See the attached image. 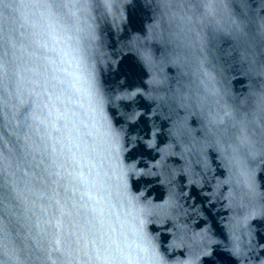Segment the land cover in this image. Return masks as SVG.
<instances>
[{
  "label": "water",
  "instance_id": "1",
  "mask_svg": "<svg viewBox=\"0 0 264 264\" xmlns=\"http://www.w3.org/2000/svg\"><path fill=\"white\" fill-rule=\"evenodd\" d=\"M174 2L186 4L192 0ZM157 3L158 0H114L116 7L110 11L93 9L90 15L79 14L67 22V27L57 26L47 47L39 49L41 55L50 57L41 61L46 66L43 74L29 71L37 67L35 64H21L16 102L31 104L35 118L29 121L31 128L24 129L29 136L26 141L29 155L13 168L22 167L23 171L10 177L21 198L15 202L14 230L6 237L0 227V259L7 244L19 257L9 264H64L58 253L52 254V260L47 258L49 250L57 246L54 241L62 239L61 229L52 226L59 216L54 205L60 201L61 205H67L66 211L72 210V201L67 197L74 194L76 202L97 210L90 216L102 233L118 236L122 246L133 249L151 243L164 258L163 264H261L264 261V195H257L251 201L244 197L242 183L236 182L243 177L230 173L216 150L206 149L207 170L195 163V151L181 155L183 150L179 146L172 148L177 155H168L164 167H154L161 163L157 149L175 145L170 130L177 121L186 118L192 130L191 139L185 138L188 144L201 139L199 109L173 111L140 95L135 99H120L136 89L149 91L147 82L153 73L165 81L155 89V95L170 96L178 87L194 96L203 93V77L199 72L202 56L207 57L206 67L216 72L215 86L222 93L236 101L245 97L258 81L245 74L246 62L240 60L238 49L248 47L257 59L264 60V40L256 30L260 17L264 16V0H224L228 7L218 13L215 23L198 26L205 47L203 52L198 45L191 49L192 55L184 69L186 75L168 63L175 45L152 38L161 35L160 29L151 31L160 12ZM245 3L247 7L242 6ZM185 13L194 18L199 16L192 9L185 8L181 15ZM232 19L242 22L246 37L232 39L224 34L230 32ZM3 27L0 18V28ZM14 27L16 50L27 61L29 53L37 50L38 28L28 11L18 14ZM218 27L224 32L217 31ZM3 44L0 39V48ZM145 50L155 57L152 68L142 60ZM93 76L94 87L90 83ZM35 80L40 83L34 84ZM7 99L6 85L0 78V140L6 125L15 127L11 109L6 107ZM98 99L102 100V115L123 137L121 159L126 164L137 162V171L127 177L129 189L140 197L141 203L151 204H163L171 189L177 201L171 217L162 213L141 217L137 208L128 205L122 195H116L115 185L119 182L113 181L112 188L103 186L101 177L108 165L102 163L107 152L99 124ZM134 110L141 113L135 123L121 114ZM220 115L223 116V111ZM186 159L191 173L182 170ZM41 160L44 164L38 167ZM45 167L49 173L60 175L51 176L43 183ZM249 167L257 192L264 194V157L249 161ZM4 175L0 157V180ZM230 177V183H223ZM162 180L166 183L161 184ZM241 199L245 207H240ZM141 218L143 233L138 231ZM237 244L244 248L246 257L234 254ZM140 264L153 262L142 260Z\"/></svg>",
  "mask_w": 264,
  "mask_h": 264
},
{
  "label": "snow or ice",
  "instance_id": "2",
  "mask_svg": "<svg viewBox=\"0 0 264 264\" xmlns=\"http://www.w3.org/2000/svg\"><path fill=\"white\" fill-rule=\"evenodd\" d=\"M247 7L246 3L242 4ZM116 5L114 0H100L98 3H92L90 0H0V18L3 19L5 27L0 28V39L4 41L3 47L0 48V78L3 79L6 85L8 99L6 100V107L11 109L10 115L14 121L15 127L12 124L6 125L5 134L0 140V157L3 159L4 178L0 180V219L3 220L2 229L7 237L12 230H14V217L16 215L15 208L16 201L20 197V193L15 186V181L10 177L16 176L18 171H23L22 167L13 170L15 165H19L21 160H26L29 155V145L26 143L29 136L24 132L25 128H31L30 120L35 118L32 111L31 104L24 101L17 103V92L19 91V83L22 78L21 64L32 63L37 67L29 69L41 75L42 70L46 68L41 63L42 60H48L50 57L41 55L39 49L47 47L49 37H52L53 32L57 26L67 27V22L72 18H78L79 14H91L93 9L112 10ZM157 7L160 9L158 18L151 26V31L156 32L157 29L162 33V21L165 16L168 17L170 24H176L180 31L174 35L180 44L186 48L192 49L197 45L201 52L204 51L205 41L200 32L195 33L194 37L191 34V25L195 22L196 17L189 16L186 13L178 14L176 9L184 10L192 9L199 13L201 22L213 20L218 13L228 7L224 0H192L190 3H175L174 0H158ZM264 7V5H262ZM28 11L34 26L38 28L40 39L35 41L37 50L29 53V59L18 54L16 50V28L14 27L18 14H23ZM63 22V23H62ZM230 33L235 37H246L244 25L242 22L232 19ZM259 36L264 40V16H261L256 28ZM217 31H221L218 27ZM23 35V33H20ZM161 42L162 34L157 37ZM240 60L248 62L250 68L255 69L254 60L248 47H241L238 49ZM170 59L168 63L180 69L183 74L187 66V57L177 54H169ZM144 64L152 68L156 61L153 54L145 50L142 55ZM207 57L202 56L199 59V72L202 74L201 83L204 84V92L197 93L195 96L191 93L182 91L179 87L171 93L170 96L155 95V89L165 83L160 79L159 75L153 73L151 79L147 82L149 91L143 89H136L120 99H135L137 95L143 96L146 99L159 101L165 104L169 110L176 108L190 111L193 107L199 109L203 130V136L200 140L193 139L192 144L186 142V137L191 139L192 130L188 128L186 118L179 120L174 124L171 135L175 138V145H167L164 149H157L161 153V163L154 167H164L163 161L168 155H177L172 151V148L179 146L183 152H193L197 154L196 164L202 165V170H207L208 164L206 159V149L212 148L219 153L220 159L224 161L223 166L229 170L233 175L243 177V180H237V183H242L245 191L243 196L247 197L249 201L255 199L259 194L256 190L255 184L252 181V173L249 167V161L254 160L257 156L264 157V96L258 100L260 111L262 113L260 120V141L259 147L257 142L249 135L247 125L243 120H237L234 116L233 108L228 103H220L219 97L224 96L219 87H216L217 74L214 70H209L206 67ZM260 75H264V63L259 66ZM34 84H39V80L33 81ZM90 83L94 87V76ZM98 112L101 113L99 124L104 131L107 159L102 163H107L108 168L104 170L101 177L103 186L112 188L113 181H117L115 187L118 189L116 195H122L124 201L133 208H137L142 216L144 215H159L163 214L166 217H171L172 212L177 206L175 195L171 189L168 191V199L164 200L163 204L141 203L140 197L136 196L128 187L127 177L129 174H135L136 161L132 164H126L121 159V149L123 147L121 141L123 137L121 132L116 130L111 122L102 115V100H97ZM247 103V101H245ZM46 107V105H45ZM223 111V116L220 112ZM126 116V119L135 123L139 119L141 113L132 111L130 113H121ZM156 113L154 112L153 115ZM225 117L227 119H225ZM59 123V120L56 122ZM60 129L57 127L56 131ZM193 145L198 147L193 148ZM55 150V145H52ZM241 148L246 149V155L242 158L240 156ZM44 161L41 160L37 165L42 166ZM61 167H63L61 165ZM185 173H191V165L185 160V166H182ZM46 178L42 180L47 183L51 176H59V172L49 173L47 168H43ZM163 173H157L162 175ZM99 176L100 174L97 173ZM21 180H24L21 177ZM28 183L27 180H24ZM192 183H198L197 180H192ZM229 180L223 183H230ZM54 185H58V181L53 180ZM161 184L166 181H160ZM72 201V210L66 211L67 205H61L60 201H56L54 208L59 212L55 223L49 221L54 228L61 229L62 239H57L54 243L57 245L49 250L47 258L52 260V254L58 253L59 258L64 264H140L142 260H150L153 264H163V257L155 250L151 243H146L145 246L139 249H133L130 246L124 247L118 236L108 235L102 233L97 229L90 213L97 211L95 208H89L86 204H80L75 201L74 194L67 197ZM163 199V197H160ZM240 207H245L243 199H241ZM252 214V213H250ZM144 220L139 219L138 231L143 233ZM146 239V237H145ZM202 239V237H201ZM179 246V245H177ZM251 250V249H249ZM234 254L238 256H247L244 248L239 244L235 246ZM19 259L15 252L9 248L7 244L4 245L2 259L0 264H9V261ZM55 264V262H53ZM179 264V262H178ZM264 264V261H261Z\"/></svg>",
  "mask_w": 264,
  "mask_h": 264
},
{
  "label": "clouds",
  "instance_id": "3",
  "mask_svg": "<svg viewBox=\"0 0 264 264\" xmlns=\"http://www.w3.org/2000/svg\"><path fill=\"white\" fill-rule=\"evenodd\" d=\"M174 11L181 15L182 10ZM213 23H215L214 19L201 22L199 16L197 15L195 22L191 25V34L200 32L198 30V26L200 28H203L204 26H209ZM178 31H180V29L177 27V25L170 24L168 21V17L165 16L162 21L161 33L163 41H167L175 45L174 54L182 55L189 58L192 55L191 49L186 48L183 45L177 47V44H180V40H178L174 34ZM221 32H224V30L221 29ZM224 34L230 36L232 39L238 38L233 36L230 32H224ZM251 57L254 60L256 70L250 68L249 63L246 62L245 74L252 78L254 81H258V83L255 84L250 89L249 93L239 101H236V99L234 97H231L230 95H224L222 97H219L218 99L220 100V103L226 102L232 106L236 119L238 121H245L249 135L254 141L257 142V145H259V141L261 139L260 120L262 113L260 111V105L258 104V100L261 96H264V75H260L259 66L261 63H264V60L257 59V56L254 52L251 53ZM245 101H247V103H245ZM245 155L246 149L241 148L240 156L243 158Z\"/></svg>",
  "mask_w": 264,
  "mask_h": 264
}]
</instances>
